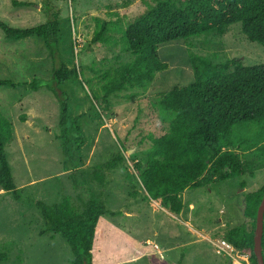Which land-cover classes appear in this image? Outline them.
Wrapping results in <instances>:
<instances>
[{
  "label": "rangeland",
  "instance_id": "1",
  "mask_svg": "<svg viewBox=\"0 0 264 264\" xmlns=\"http://www.w3.org/2000/svg\"><path fill=\"white\" fill-rule=\"evenodd\" d=\"M13 1L35 3V7H14ZM61 9L59 53L55 62L38 37L12 41L0 29V79L17 84L38 80L42 87H0V111L12 123L14 138L7 147L13 177L22 192L17 200L0 188V252L7 260L0 264H73L69 244L59 234L42 232L44 220L36 202L61 205L70 202L78 213L84 208L83 188L73 179L61 145V107L47 89L52 70L58 65L77 66L89 84L70 79L59 89L67 92L71 116L81 117L84 144L80 150L81 167L76 179L84 182L82 172L104 163L122 149L127 171L108 173L110 184L101 191L114 217L100 218L94 241V264H233L217 253L222 234L233 227L253 229V219L245 214V195L264 186V169L255 177H238L219 186L190 189L182 194L184 209L178 216L166 211L160 202L145 199L134 164L144 163L151 146L150 136L166 134L170 115L158 108L162 95L175 87L193 82L189 55L206 57L216 65L238 59L243 65L264 63V48L250 42L241 24L227 29L223 36L202 34L158 47L161 61L168 69L158 73L146 90L135 89L112 96L108 105L101 100L92 106V90H99L106 71L129 62L122 36L126 27L146 15L158 0H52ZM42 0H0V18L12 27L41 25ZM104 22V41L95 42L96 23ZM230 71L233 70L231 67ZM133 94L131 99L124 95ZM24 117V122L21 118ZM74 130L70 129L69 139ZM264 138L256 125L235 129L233 150L248 141ZM244 186V188L242 187ZM94 187V185H93ZM249 257L248 250L240 251ZM247 264L246 261H242Z\"/></svg>",
  "mask_w": 264,
  "mask_h": 264
},
{
  "label": "trees",
  "instance_id": "2",
  "mask_svg": "<svg viewBox=\"0 0 264 264\" xmlns=\"http://www.w3.org/2000/svg\"><path fill=\"white\" fill-rule=\"evenodd\" d=\"M14 7H35V3L13 1ZM41 12L45 22L38 26L12 27L0 18V29L7 40L21 41L40 38L50 56L56 62L61 33V9L52 0H42ZM241 24L242 32L250 42L264 48V0H158L146 15L128 25L121 38L126 52L133 58L116 69L106 71L99 90H92V106L101 100L108 105L112 96L135 89L146 90L156 74L168 69L161 61L158 47L177 40L202 34L223 36L227 29ZM107 25L96 23L94 40L108 41ZM193 70V82L187 87H175L162 95L158 102L161 112L170 115L168 132L159 138L150 136L151 146L144 163L134 164V169L145 192V199L160 202L170 214L178 216L184 209L182 194L190 189L219 186L229 180L255 177L264 169V138L248 141L240 149L235 147V129L256 125L264 129V63L246 66L238 59L216 65L206 57L189 55ZM233 68L230 71V68ZM89 84L81 70L58 65L52 70L47 89L61 107L62 153L70 163L75 184L83 188L84 208L76 212L70 202L61 205L36 202L45 233L61 235L69 244L73 264H94L93 247L99 220L104 215L114 217L108 209L103 193L95 185L108 188L112 171H127L122 149L113 154L104 165L83 170L84 182L76 179L81 167L80 150L84 144L81 117L71 116V102L67 92L59 89L70 79ZM29 86L37 91L42 85L38 80L17 84L0 79V87ZM131 99L133 94L124 95ZM24 122V117L21 118ZM70 129L74 130L69 139ZM12 123L0 111V188L15 199H22L21 189L13 177L7 156V147L13 142ZM94 185V187H93ZM244 188V186L242 185ZM264 195V186L245 195V214L253 219V229L244 226L226 230L222 238L237 251L248 250L249 264H257L253 253L256 216ZM264 253V233L262 240ZM7 254L0 252V261Z\"/></svg>",
  "mask_w": 264,
  "mask_h": 264
},
{
  "label": "water",
  "instance_id": "3",
  "mask_svg": "<svg viewBox=\"0 0 264 264\" xmlns=\"http://www.w3.org/2000/svg\"><path fill=\"white\" fill-rule=\"evenodd\" d=\"M263 233H264V195L257 211L256 228L254 235L253 253L256 257L257 264H264V253L262 247Z\"/></svg>",
  "mask_w": 264,
  "mask_h": 264
},
{
  "label": "built area",
  "instance_id": "4",
  "mask_svg": "<svg viewBox=\"0 0 264 264\" xmlns=\"http://www.w3.org/2000/svg\"><path fill=\"white\" fill-rule=\"evenodd\" d=\"M217 253L221 256L229 257L232 259L233 264H245L242 261H246L249 264V257L241 256L239 251L235 250L233 246L224 239L219 240L215 245Z\"/></svg>",
  "mask_w": 264,
  "mask_h": 264
},
{
  "label": "crops",
  "instance_id": "5",
  "mask_svg": "<svg viewBox=\"0 0 264 264\" xmlns=\"http://www.w3.org/2000/svg\"><path fill=\"white\" fill-rule=\"evenodd\" d=\"M240 252V251H239Z\"/></svg>",
  "mask_w": 264,
  "mask_h": 264
}]
</instances>
